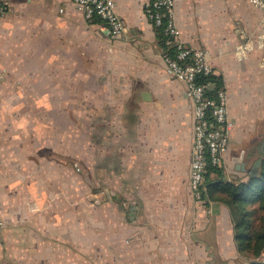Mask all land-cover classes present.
Instances as JSON below:
<instances>
[{
  "label": "crops",
  "instance_id": "0c3cea01",
  "mask_svg": "<svg viewBox=\"0 0 264 264\" xmlns=\"http://www.w3.org/2000/svg\"><path fill=\"white\" fill-rule=\"evenodd\" d=\"M6 1L0 264H247L229 208L190 190L193 108L165 70L146 0H115L113 41L72 0ZM175 18L223 76L234 126L222 166L247 181L264 158V12L175 0Z\"/></svg>",
  "mask_w": 264,
  "mask_h": 264
},
{
  "label": "built area",
  "instance_id": "2783aa9c",
  "mask_svg": "<svg viewBox=\"0 0 264 264\" xmlns=\"http://www.w3.org/2000/svg\"><path fill=\"white\" fill-rule=\"evenodd\" d=\"M77 10L88 22L102 26L106 37L115 40L122 36L124 24L117 13L115 0H72ZM264 12V0H248ZM9 2L0 0V18L9 10ZM145 12L155 26H163L170 40L172 54H162L167 74L183 83L193 108V145L190 170V190L199 202L203 201V182L208 161L221 165L230 147L233 122L229 115V100L225 88L201 78L214 74L206 52L189 47L181 39L175 18V0H146ZM254 42L240 45L236 50L239 60L246 58ZM256 47L264 49V34ZM106 193L102 192L104 196Z\"/></svg>",
  "mask_w": 264,
  "mask_h": 264
},
{
  "label": "trees",
  "instance_id": "16d2710c",
  "mask_svg": "<svg viewBox=\"0 0 264 264\" xmlns=\"http://www.w3.org/2000/svg\"><path fill=\"white\" fill-rule=\"evenodd\" d=\"M96 23H99L97 21ZM157 41L162 54H172L170 40L163 26H155ZM212 81L218 88H225L223 76L213 74L201 78ZM224 167L208 161L203 182L202 197L222 203L229 208L234 224V239L247 264H264V158L258 175L247 181H228Z\"/></svg>",
  "mask_w": 264,
  "mask_h": 264
},
{
  "label": "water",
  "instance_id": "95a60500",
  "mask_svg": "<svg viewBox=\"0 0 264 264\" xmlns=\"http://www.w3.org/2000/svg\"><path fill=\"white\" fill-rule=\"evenodd\" d=\"M262 160L259 159L255 162V166L252 168V170L249 172L250 177H255L258 175L259 167L261 165ZM243 171H246L245 164H243Z\"/></svg>",
  "mask_w": 264,
  "mask_h": 264
}]
</instances>
